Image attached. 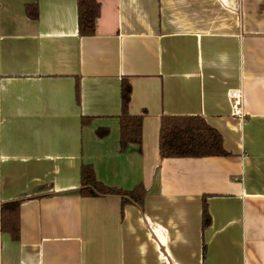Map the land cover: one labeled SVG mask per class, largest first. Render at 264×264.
Here are the masks:
<instances>
[{
    "label": "crops",
    "instance_id": "obj_1",
    "mask_svg": "<svg viewBox=\"0 0 264 264\" xmlns=\"http://www.w3.org/2000/svg\"><path fill=\"white\" fill-rule=\"evenodd\" d=\"M99 3L80 36L76 0H0V207L20 201L0 264H264V0ZM122 80L140 151L119 149ZM163 116L202 117L229 155L160 159ZM82 165L142 207L81 197Z\"/></svg>",
    "mask_w": 264,
    "mask_h": 264
},
{
    "label": "trees",
    "instance_id": "obj_2",
    "mask_svg": "<svg viewBox=\"0 0 264 264\" xmlns=\"http://www.w3.org/2000/svg\"><path fill=\"white\" fill-rule=\"evenodd\" d=\"M77 27L80 36H92L95 33V24L100 15L99 0H76ZM28 19L36 20L38 16L36 2L25 6ZM76 98L78 87L76 86ZM131 87L127 80L121 81L120 86V115L119 149L126 152L129 147L140 151L142 145V115L132 116L129 113ZM90 119H82L85 125ZM108 133L106 128L98 129L96 134L104 137ZM158 153L160 159L167 158H207L223 157L229 154L223 148L220 134L199 116H163L159 122ZM81 197L92 198L98 196L120 197L122 205L134 204L142 207L146 191L142 185L132 190H121L103 185L96 180L91 165H82L80 168ZM19 207L20 201L7 202L0 207V232L8 234L13 242L19 240ZM210 224V216L205 200H202L201 230Z\"/></svg>",
    "mask_w": 264,
    "mask_h": 264
},
{
    "label": "built area",
    "instance_id": "obj_3",
    "mask_svg": "<svg viewBox=\"0 0 264 264\" xmlns=\"http://www.w3.org/2000/svg\"><path fill=\"white\" fill-rule=\"evenodd\" d=\"M229 101L234 115L242 116V92L240 90L231 91Z\"/></svg>",
    "mask_w": 264,
    "mask_h": 264
}]
</instances>
